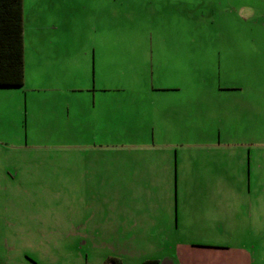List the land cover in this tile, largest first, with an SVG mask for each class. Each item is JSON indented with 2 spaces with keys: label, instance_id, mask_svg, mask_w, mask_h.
Here are the masks:
<instances>
[{
  "label": "rangeland",
  "instance_id": "1",
  "mask_svg": "<svg viewBox=\"0 0 264 264\" xmlns=\"http://www.w3.org/2000/svg\"><path fill=\"white\" fill-rule=\"evenodd\" d=\"M25 9V83L0 90V264L156 247L264 264V0Z\"/></svg>",
  "mask_w": 264,
  "mask_h": 264
},
{
  "label": "trees",
  "instance_id": "2",
  "mask_svg": "<svg viewBox=\"0 0 264 264\" xmlns=\"http://www.w3.org/2000/svg\"><path fill=\"white\" fill-rule=\"evenodd\" d=\"M20 14L21 0H0V86H18L21 85L23 81ZM9 29L10 35H15V50L11 49L13 36L8 38L9 44L6 38V32H8ZM6 56H10V60L6 61ZM109 260L113 262V264H120L116 259ZM154 263L155 261H147L144 264Z\"/></svg>",
  "mask_w": 264,
  "mask_h": 264
},
{
  "label": "crops",
  "instance_id": "3",
  "mask_svg": "<svg viewBox=\"0 0 264 264\" xmlns=\"http://www.w3.org/2000/svg\"><path fill=\"white\" fill-rule=\"evenodd\" d=\"M25 15H26L25 0H21V14H20V17H21V35H20V41H21V61H22L23 81H22V84L18 85V86H8V85L0 86V90L18 89V88H21L24 85V83H25L24 82L25 81V76H24V72H25V52H26V39H25L26 21H25ZM10 36H13L11 49L15 50L16 49V42H15V39H14L15 35L14 34L10 35V29H9L8 32H6V38L8 39ZM9 43L10 42H9V39H8V44ZM8 60H10V56H6V61H8ZM175 215H176V219L175 220H176V225H177L179 218H178L177 214H175ZM154 218L156 219V221L152 222V224H154L153 227L156 230L160 229V231L164 232V231H167L168 229L172 228V227H167L168 222H166L165 225H162L163 218L159 217V214H156V216L154 215ZM171 219H172V217H170V220ZM177 227H178V225L175 226L174 229H176ZM168 248L170 250V247H168ZM181 250H183V248ZM152 251H153V253H152L153 256H152L151 259H148V261H155L154 264H189V263H191V262H187L184 259L183 254H181V252L179 250H177L178 251L177 254H175V253L169 254L168 252H164L163 249H160L158 247L152 248ZM107 259L108 260L109 259L118 260V257H117V255H110ZM120 264H122V263L120 262Z\"/></svg>",
  "mask_w": 264,
  "mask_h": 264
}]
</instances>
